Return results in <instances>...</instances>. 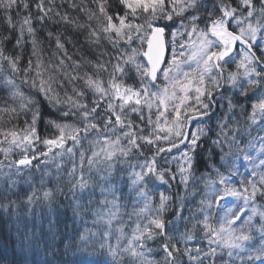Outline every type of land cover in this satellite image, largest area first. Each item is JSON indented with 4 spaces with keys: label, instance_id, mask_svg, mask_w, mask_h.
<instances>
[{
    "label": "snow or ice",
    "instance_id": "obj_1",
    "mask_svg": "<svg viewBox=\"0 0 264 264\" xmlns=\"http://www.w3.org/2000/svg\"><path fill=\"white\" fill-rule=\"evenodd\" d=\"M91 3L94 9L85 0H0V90L6 97L0 104V121L3 114L25 117L18 130L0 129L9 143L0 149L9 161L0 160V178L8 185L0 189V197L7 198L23 180L28 188L15 193L22 203L55 212L56 195L44 187L51 173L41 175L40 188L24 177L41 167L33 164L38 156L47 158L59 149L56 155H67L71 167L65 173L56 163L55 194L71 195L74 215L83 207L78 194L87 192L90 197V189L100 186L105 197H114L102 203L116 211L102 214L97 209L94 222L107 215L105 223L111 226L119 211L114 174L135 192L133 204L142 203L133 210L136 225L123 248L120 237L113 246L108 242L110 231L103 233L99 249L111 258L105 264H124V256L128 264H185L184 257L187 264H217L225 250L229 259L221 255V264H264V159L255 163L264 156V136L251 137L254 126L264 131V0ZM46 51L51 53L47 59ZM213 119L214 126L204 123ZM39 124L51 134L42 137ZM245 134L251 138L241 147ZM37 141L47 152L30 155ZM82 141L89 145L90 155ZM69 142L71 147H66ZM13 145L21 150L18 159H10ZM152 147L155 152L145 156ZM174 149L179 157L164 163L176 162L175 172L158 164L161 153ZM253 149L257 157L248 155ZM217 155L219 166L214 162ZM130 156L145 158L133 164ZM241 159L251 167L247 176L240 174ZM123 164L131 171L118 170ZM198 168L210 171L197 176ZM177 175L184 194L171 183ZM62 176L67 177V194L60 186ZM190 181L203 184L196 210L203 220L193 222L191 230L188 217L182 215L186 197L197 194L195 187L189 191ZM163 186L168 193L175 189V204L173 195L161 191ZM150 193L158 195L157 204ZM213 208L222 213L217 225L207 211ZM197 225L208 241L206 251L188 246ZM49 227H54L51 218ZM118 230L123 237V228ZM17 235L23 246L33 243L35 231L30 233L18 221ZM90 236L97 233L86 229L78 246L65 244L66 250L76 248L71 264H100L93 259L96 250L89 251ZM54 242L53 235L48 243ZM161 252V259L152 258Z\"/></svg>",
    "mask_w": 264,
    "mask_h": 264
},
{
    "label": "trees",
    "instance_id": "obj_2",
    "mask_svg": "<svg viewBox=\"0 0 264 264\" xmlns=\"http://www.w3.org/2000/svg\"><path fill=\"white\" fill-rule=\"evenodd\" d=\"M31 2V0H30ZM79 2V0H77ZM85 3L88 4L89 7L95 8V5L91 3V0H85ZM65 8L67 9V5H65ZM76 13L74 12L73 15ZM2 17H3V10H0V23H2ZM53 31H55V26L52 28ZM178 42H180V38L178 37ZM137 43H139L137 41ZM135 46V45H134ZM71 54V50H70ZM49 56H51L50 52L45 53V58L47 59ZM76 58L75 56L73 57ZM2 75H0V79H2ZM160 83H163V80L159 81ZM17 83H20L19 78H17ZM2 88V86H0ZM22 88L26 90V87L22 85ZM5 94L2 90H0V104L3 103L5 99ZM9 104L12 103L11 100L8 101ZM217 114H220V110L217 108ZM4 118L2 121H0V129L3 130H18L19 128L24 127V115L21 114L19 118H10L9 114H3ZM135 119V117H133ZM153 119H155V116H153ZM203 118L196 117V121H200ZM205 124H208L210 126H214L215 120L212 121L204 120ZM194 127V125H193ZM38 131L40 135L43 137L45 135H50L51 130H49L48 133L44 131V125L39 124L38 125ZM218 131V129H217ZM231 134V133H230ZM264 136V131L259 130V126H254L251 132V137H259ZM247 134L244 135V137L241 139L240 146L243 147L248 140L251 138ZM91 138V137H89ZM215 138V137H214ZM11 138L9 137V140ZM260 142L258 139L254 141ZM83 148H87L89 150V145L86 141H82ZM161 147H166V144L164 142H161ZM9 143L4 140V137L2 134H0V149L8 148ZM66 147H71V142L66 145ZM47 152V148L39 143L38 141L35 142V147L31 148L29 151V154L31 155L33 152L39 153V152ZM59 149H54L52 153L49 154V156L43 157L38 156V159L36 161H33V164L39 163L41 167L39 169H34L33 174L31 177H28L25 175L24 179H30L32 183L35 184L37 188H40V185L37 183L40 179L41 175L44 172H50L52 173L51 176H45L46 184L44 187L51 188L54 191V195H56V200L58 204V208L55 212L49 213L47 208H40L37 206H32L31 209L27 208L24 203H22V196H18L15 193L20 192L23 193L25 189L28 188V184L24 183L23 180L20 181V183L17 185L16 189L12 190V194H10L7 198L0 197V264H71L72 259L74 258L73 253L76 251L75 247H72L70 249H65V244H75L79 245V236L81 234L85 233V230H91V232L97 233V236L95 238H92L90 236L91 243L89 244V251L96 250V255L93 257V259H96L100 262V264H105L106 261H110V257L107 255L106 250H100L99 244L104 242L103 233L105 231H110V235L108 237V242L111 243L113 246L117 243V238L120 237V247L123 248L124 245L127 243V239L131 237L132 230L135 228L137 217L133 214L134 209H139L142 207V203L137 202L133 204V200L136 199V194L134 191L129 190L128 184L121 181L116 174H114V178L112 180V183L116 185L117 191H116V198H118V204H119V211L117 212L116 219L112 221L111 226L107 225L105 221L108 219L107 215H104V218L100 220L99 222L96 221V216L94 215L95 211L97 209L101 210L102 214H106L109 211H116L115 208L112 207L110 203L105 204L102 203L105 198L108 201L113 200L112 195H107L105 197L104 194L100 191V186H96L93 189H90L91 196L89 197L88 193L85 192L82 196L78 194V198L81 200V204L83 207L81 208L78 215L73 214V208L71 206V195L68 194L65 195H58L55 194V186H56V163L62 164V170L63 172H67L68 169L71 167V162L69 160V157L67 155L60 157L57 156L56 153L59 152ZM224 151L227 152V146H224ZM21 150L19 148H16L14 145L12 146V152L9 154L10 159H18L20 156ZM135 152V150H134ZM155 152V147H152L149 151L145 152V156H151L152 153ZM88 154L90 155V150L88 151ZM256 152L253 150L248 151V155L254 157ZM145 156H130L129 160L131 163L136 164L138 162H142ZM176 156L179 157V152H177L175 149L171 152H164L160 154V157H158V164L164 167H170L173 172L176 170V162H171L168 164L164 163V160L172 161V157ZM77 160H78V153H77ZM264 159V156L261 158ZM0 160H5V163L7 164L9 161L5 159L4 152L0 151ZM47 161V162H46ZM214 162L219 166V156L217 155ZM255 163H259V160H255ZM241 167H240V174L242 176H247L250 172V166L248 164V161H244L241 159L240 161ZM55 167V169L53 168ZM118 170L123 169L126 171H131V169L128 168L127 164L118 165ZM249 167V168H248ZM52 168L55 170L53 171ZM247 169V171H246ZM139 170V169H137ZM222 171H225L224 169H221ZM4 171H7V169H4ZM204 171H210V169H204V168H198L196 175L199 176L201 172ZM227 174V173H226ZM214 176V173H213ZM240 177H235L234 179H239ZM14 179H20L19 177H15ZM67 177L62 176L60 181V186L65 189V193L67 194V187L64 183L66 181ZM127 179V177H125ZM171 183L175 186H178L179 191L184 194L183 186L179 185V177L177 175V180L171 181ZM104 187H107V184L103 185ZM5 187H8L7 184L3 182V178H0V189H3ZM151 187V185L149 186ZM167 186L161 187V191H165V194H171L173 195V203L175 204V189L168 193L166 191ZM195 187L197 189V194L195 196H187L184 201V209L182 211V215L184 217H188V224L187 227L189 230H191L192 223L197 220H203V214L197 212V208L200 207L199 200L202 198L201 193L203 191V184L200 181H197L194 185L190 181V188L189 191H191V188ZM153 195V204L158 203V195L155 193H150ZM92 200L91 204H88V199ZM9 201H16V204H10ZM260 203V202H258ZM7 205V207H5ZM230 206V205H229ZM54 207L56 205L54 204ZM33 211L35 212V215H33ZM176 211V208L174 207L168 214L167 218L172 219V213ZM211 219L210 222L213 225H217V217L222 215V213L218 209H211L207 210ZM190 212L195 213V217L193 218L190 216ZM49 218L52 220V224L54 227L50 231L49 227ZM18 221L22 225H26L27 229L31 233L32 231H35V237L34 241L31 244L25 243L23 246L21 244V241L17 235V223ZM141 223H144V220L140 221ZM256 223H259V220L255 221ZM181 223V231H183V221ZM240 222H237L238 226ZM123 228L124 236L121 237V234L118 229ZM55 237L54 245L51 243H48V241L51 240L52 236ZM195 238L189 242V247L196 248L200 247L207 250L208 247V241L204 237L203 228L201 225H197V229L194 233ZM149 247H155L154 244L149 243ZM183 247V246H181ZM213 247H217L216 245H213ZM53 248L55 251H53ZM220 250L218 249V253ZM163 253L161 252L159 255L156 253L152 254V258H155L156 260L161 259V256ZM193 255H195V252H193ZM223 257V260H228L229 258L226 255V250L218 255L217 257V264H221L220 257ZM241 255H246V253H241ZM124 264H128V257L124 256ZM185 264H187V257H184ZM233 260H235V257H233ZM205 264H207V261H205ZM235 264H239L238 261L235 262Z\"/></svg>",
    "mask_w": 264,
    "mask_h": 264
},
{
    "label": "rangeland",
    "instance_id": "obj_3",
    "mask_svg": "<svg viewBox=\"0 0 264 264\" xmlns=\"http://www.w3.org/2000/svg\"><path fill=\"white\" fill-rule=\"evenodd\" d=\"M259 143L260 142H255V144H256V146H257V148H259ZM85 150H88V147L87 148H84ZM254 151L256 152V154H255V156L254 157H257V151L254 149ZM263 157V156H262ZM262 157H259V158H257L256 160L258 161L259 159H261ZM54 169H55V167H53ZM52 168V170L53 171H55L54 169ZM249 168V167H248ZM250 171H251V168H250ZM47 172V171H46ZM52 174V173H51ZM13 178H15V177H13Z\"/></svg>",
    "mask_w": 264,
    "mask_h": 264
}]
</instances>
